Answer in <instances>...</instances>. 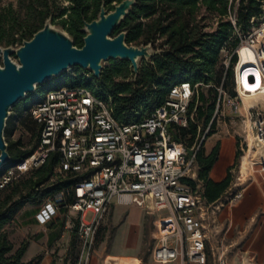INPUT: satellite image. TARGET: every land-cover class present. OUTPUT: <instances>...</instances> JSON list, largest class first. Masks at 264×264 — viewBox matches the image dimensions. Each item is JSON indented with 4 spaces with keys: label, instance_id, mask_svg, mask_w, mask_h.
<instances>
[{
    "label": "built area",
    "instance_id": "2783aa9c",
    "mask_svg": "<svg viewBox=\"0 0 264 264\" xmlns=\"http://www.w3.org/2000/svg\"><path fill=\"white\" fill-rule=\"evenodd\" d=\"M236 34L238 44L232 52L237 57L235 95L226 96L219 90L213 118L222 93L221 101H226L232 111L245 110L252 142L261 152L242 157L247 160L245 171L242 159L223 203H233L243 196V183L251 174L264 176V104L255 100L248 107L243 105L244 95L264 94V17L247 33L236 30ZM241 46L254 49V61L240 60ZM85 75L90 77V72ZM241 79L256 89L247 91ZM196 86L188 81L173 85L161 105L129 123L113 117L110 96L99 98L84 86L61 85L47 90L27 111L40 127L37 145L28 156L4 168L0 189L56 153L50 180L71 174L74 181L46 195L34 217L38 224L58 216L65 219V228L74 231L79 242L75 264H89L96 234L113 202L133 204L146 212H163L155 221L151 256L156 263L205 264L203 221L212 203L205 201L197 182L195 151L175 140L169 130L187 125L188 106ZM246 146L249 150L248 143ZM89 212L91 218L87 220ZM218 264L226 262L219 258Z\"/></svg>",
    "mask_w": 264,
    "mask_h": 264
},
{
    "label": "trees",
    "instance_id": "16d2710c",
    "mask_svg": "<svg viewBox=\"0 0 264 264\" xmlns=\"http://www.w3.org/2000/svg\"><path fill=\"white\" fill-rule=\"evenodd\" d=\"M119 1L121 0H18L16 7L12 4L0 6V45H20L50 19L52 24L63 28L72 37L74 44L80 47L85 34L82 30L83 22L95 19L102 3L112 10ZM62 2L68 4L63 5ZM263 13L264 0H137L113 34L125 31L127 44L151 43L153 50L160 51L149 61H140L136 78L130 68L131 79H126V66L130 67V64L118 60L109 71L102 68L99 79H95L91 73L90 77L85 73L64 74L38 85L25 100L34 95L43 97L47 90L61 85L84 86L99 98L110 96L113 117L120 122L129 123L140 120L154 107L161 105L173 85L181 81L197 85L188 106L187 125L172 126L169 130L175 140L182 142L187 149H192L191 152L195 151L197 182L201 185L205 201L214 203L230 187L231 168L227 169L226 176L220 181L212 180L209 172L218 159L219 143L207 152L200 146L203 138L211 134L219 90L223 89L227 96L235 95L233 66L237 60L236 54L231 55L230 67L226 71L227 85L221 81L220 71L216 67L220 52L237 46L236 30L241 34L247 33L264 17ZM207 15L215 20V26L210 30L207 29L209 24L205 22ZM57 18L58 22L55 21ZM156 42L158 43L155 44ZM115 77H120L121 80H115ZM221 99L222 93L220 102ZM29 108L30 106L21 108L16 116L26 112L25 115L32 119L27 112ZM14 120L15 116L7 119L4 131L10 155V161L5 167L28 156L37 145L40 127L33 119L31 129L36 133L34 146L20 149L17 142L10 139L15 126ZM197 143L198 147L195 148ZM238 154L239 152L236 157ZM55 163L56 153H52L44 164L33 169V177L23 183L13 180L0 189L13 185L0 200V264H21L20 258L27 247V241H24L13 254H9L13 244L1 232L3 226L25 203L36 204L37 210L46 195L73 183L71 174L50 180ZM189 182L192 186L196 184L194 181ZM77 254L78 249L71 264H75ZM29 264L37 262L33 260Z\"/></svg>",
    "mask_w": 264,
    "mask_h": 264
},
{
    "label": "rangeland",
    "instance_id": "374dc122",
    "mask_svg": "<svg viewBox=\"0 0 264 264\" xmlns=\"http://www.w3.org/2000/svg\"><path fill=\"white\" fill-rule=\"evenodd\" d=\"M17 1L18 0H0V6L12 4L13 7H16ZM62 4L67 5L68 3L62 2ZM55 21L58 22V18ZM205 22L209 24L207 27L208 30L214 28L215 20L213 18L207 15ZM54 25L58 28H61L56 24ZM61 29L64 30L63 28ZM157 43L158 42H156L155 44ZM1 46H5V44H1ZM12 46L16 47L18 46V43H14ZM234 48L235 47H228L220 52V60L216 67L217 70L220 71L221 81H224L226 85V71L230 67V58ZM12 58L14 59V56H12ZM117 61L118 59L103 61V69H105V71H109ZM126 67L128 70V76L126 77V79H131L130 67L129 65ZM77 73L87 72L80 70V68L78 67H74L72 69H69L62 75ZM114 79L121 80L120 77H115ZM220 90L222 92L224 91L223 89ZM41 98L42 96L40 95H34L28 100H22L10 110V116H15V126L10 139L17 142L20 149H27L34 146L36 142V133L31 129L32 119L25 115L26 112L18 117L16 115L21 108L31 106ZM257 100H259L260 103L264 104L263 97H259ZM244 102L247 103V100L243 99V103ZM249 133L252 136L245 110L241 108L239 111H232L226 101H221L216 113L214 125L211 128V134L203 138L200 148L207 152L216 143L220 144L221 141H224V148L220 157V162H223L230 155L229 152L231 151H229L230 149H228V140H231L233 159L231 165H229L228 168H231L230 174L232 180H234L238 175L241 161L243 159L242 157L245 154L252 157L254 156V154L258 155L261 152V149L257 148L252 142V137H248ZM247 143L249 144V150H247ZM197 147L198 143L196 144L195 148ZM237 152H239L238 157H236ZM246 161V158L243 159V172L245 171ZM4 168L5 167H3L0 172H2ZM33 173L34 170H30L29 172H26L25 174L17 177L15 181L23 183L29 178L33 177ZM12 186L13 185H10L0 190V200H2L3 197L12 189ZM225 195H228V192H226ZM35 207L36 204L27 202L21 207V209L30 211L34 210ZM113 207L114 214L112 213V209H110L104 220L101 222L99 230L95 237L93 254L99 256L100 264H106V259H108V263L111 261V259L113 261L130 259L134 261L133 264H161L156 263L153 260L151 254L152 249L155 245V221L160 215H162L163 212H146L143 209H138L137 207L133 206V204L119 205L116 202H113ZM90 218L91 213L89 212L86 214V219L89 220ZM16 226V224L9 225V222H7L1 230V232L6 235L7 239L10 240V236L14 243H18L21 241V237L15 235ZM78 246V238L72 236L70 239V250L69 253H67L66 258L64 259L63 264L72 263L74 254L75 252H77ZM205 264L212 263L208 261Z\"/></svg>",
    "mask_w": 264,
    "mask_h": 264
},
{
    "label": "water",
    "instance_id": "95a60500",
    "mask_svg": "<svg viewBox=\"0 0 264 264\" xmlns=\"http://www.w3.org/2000/svg\"><path fill=\"white\" fill-rule=\"evenodd\" d=\"M136 1L121 0L112 10L102 3L97 17L83 22L85 34L80 47L50 19L20 45H0V170L10 161L4 135L10 110L34 92L38 85L74 67L88 70L95 79H99L102 62L116 59L129 62L136 78L140 61H149L160 51L153 50L151 43L127 44L125 31L113 34Z\"/></svg>",
    "mask_w": 264,
    "mask_h": 264
},
{
    "label": "crops",
    "instance_id": "0c3cea01",
    "mask_svg": "<svg viewBox=\"0 0 264 264\" xmlns=\"http://www.w3.org/2000/svg\"><path fill=\"white\" fill-rule=\"evenodd\" d=\"M228 141L230 155L220 162L224 148V141H221L218 159L209 172V177L214 181L223 179L232 163L233 149L231 140ZM243 186L240 199L233 203H223V194L212 203L205 216L206 262L218 264L219 258H223L226 264H264V176L253 173L246 178ZM110 209L114 214L113 205ZM35 211L36 208L30 211L19 209L9 221V225H17L15 235L21 237L20 242L14 243L9 236L13 244L9 254H13L21 242L27 241V247L20 258L21 264H29L33 260L37 264H63L70 250V239L72 236L77 238L76 234L65 228L66 222L61 216L46 224H38L34 217ZM124 260L128 264L134 263L130 259ZM171 263L179 264L178 261L165 264ZM89 264H100L99 256L92 254Z\"/></svg>",
    "mask_w": 264,
    "mask_h": 264
},
{
    "label": "bare ground",
    "instance_id": "6f19581e",
    "mask_svg": "<svg viewBox=\"0 0 264 264\" xmlns=\"http://www.w3.org/2000/svg\"><path fill=\"white\" fill-rule=\"evenodd\" d=\"M239 55H240V60H243L244 58H246L248 61L252 62L255 59V51L250 46L249 47L248 46H241L240 49H239ZM241 82L247 88L246 89L247 91H254L256 89V87H250L249 85H247V83L244 81V79H241ZM259 97H263L264 98V94L263 95H260V94H257L256 92H252L251 94L244 95L243 96V99L244 100L245 99L247 100V103H245V102L243 103L244 107H248L255 100H257ZM248 137H252L250 133L248 134ZM107 260H106V263L107 264H128L126 260L113 261L111 259V261L109 263L107 262Z\"/></svg>",
    "mask_w": 264,
    "mask_h": 264
}]
</instances>
